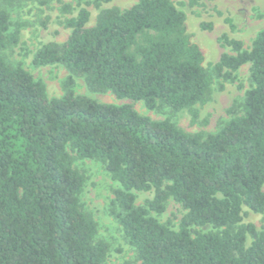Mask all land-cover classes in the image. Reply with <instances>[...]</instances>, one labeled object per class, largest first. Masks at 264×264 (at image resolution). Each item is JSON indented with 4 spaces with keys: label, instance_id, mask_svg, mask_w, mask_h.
<instances>
[{
    "label": "trees",
    "instance_id": "trees-1",
    "mask_svg": "<svg viewBox=\"0 0 264 264\" xmlns=\"http://www.w3.org/2000/svg\"><path fill=\"white\" fill-rule=\"evenodd\" d=\"M102 1L110 0L94 5ZM77 2L66 40L44 43L33 56L35 65L70 71L61 97L48 99L42 81L0 56V264L105 260L108 246L95 240L96 222L82 209L84 177L68 149L102 161L118 182L115 216L138 264H264V228L241 222L243 207L264 211V26L247 49L222 35L235 54L222 53L208 71L172 1L101 8L91 26L88 2ZM9 27L0 8V49L17 42ZM247 62L251 86L240 110L232 108L209 133H188L168 118L153 120L130 104L101 103L69 88L72 76H83L90 91L142 100L148 109L186 108L196 120L194 105L207 101L213 77L231 80ZM150 190L136 205L135 192ZM169 197L186 210L177 229L149 214L161 213ZM206 225L213 230L193 229Z\"/></svg>",
    "mask_w": 264,
    "mask_h": 264
},
{
    "label": "rangeland",
    "instance_id": "rangeland-1",
    "mask_svg": "<svg viewBox=\"0 0 264 264\" xmlns=\"http://www.w3.org/2000/svg\"><path fill=\"white\" fill-rule=\"evenodd\" d=\"M88 2L90 12L87 26L95 23L96 15L101 8L116 6L125 9L137 0L102 1L99 6L95 0ZM185 15L186 31L190 40L198 45L204 60L203 65L211 71L213 64L222 53L235 54L228 45L219 41L222 35L242 42L243 48L250 47L256 32L264 26V0H170ZM70 6V12H63L61 4ZM0 8L9 17L8 32L17 30L18 39L13 45L0 49V56L13 66H20L28 71L34 79L42 81L48 99L59 98L65 92V82L70 71L63 64L35 65V51L44 43H63L71 29L66 20L74 16L78 9L77 0H0ZM227 19L229 21H227ZM201 22L212 24L211 29H202ZM250 63L241 65L231 80L213 77L209 97L204 103H196L198 112L192 120L188 109L178 111L163 106L148 109L142 100L117 98L111 91H90L83 76H72L70 85L75 95L90 97L101 103L130 104L139 114L153 120L168 118L179 128L188 133H209L218 130L233 114L231 109L240 110L245 91L251 86L249 74ZM222 85V88L219 85ZM73 157L72 166L84 177L79 200L82 209L91 215L96 222L95 240L104 241L108 250L102 264H138L136 252L124 237L122 227L115 216L113 190L119 186L111 178L105 163L93 158H78L68 149ZM264 190V185H263ZM153 191L135 192V204L142 205L144 200L152 197ZM185 209L169 197L161 213L150 212L160 223L177 229ZM252 222L257 230L264 228V211L254 213L243 207L242 221ZM194 230L209 231L206 225L193 227ZM250 238H247V244Z\"/></svg>",
    "mask_w": 264,
    "mask_h": 264
}]
</instances>
